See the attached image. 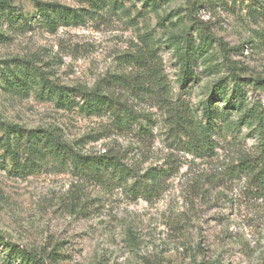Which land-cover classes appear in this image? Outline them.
Listing matches in <instances>:
<instances>
[{
    "label": "rangeland",
    "instance_id": "1",
    "mask_svg": "<svg viewBox=\"0 0 264 264\" xmlns=\"http://www.w3.org/2000/svg\"><path fill=\"white\" fill-rule=\"evenodd\" d=\"M2 1L1 238L51 264H264V197L240 172L262 161L260 133L227 99L203 116L234 79L264 112V0ZM196 28L224 51L208 47L182 86L171 44ZM95 88L130 110L128 129L80 108ZM44 131L133 171L82 179ZM7 255L0 243V264H18Z\"/></svg>",
    "mask_w": 264,
    "mask_h": 264
},
{
    "label": "trees",
    "instance_id": "2",
    "mask_svg": "<svg viewBox=\"0 0 264 264\" xmlns=\"http://www.w3.org/2000/svg\"><path fill=\"white\" fill-rule=\"evenodd\" d=\"M169 2L171 0H162ZM191 10H197L203 7L205 3L211 0H188ZM0 3L4 4L2 0ZM48 17V16H46ZM196 39L186 33L184 36L175 39L172 42V47L175 51L177 62L180 65L181 77L180 82L183 86L188 79H193L194 67L203 52L214 44H218L223 48L224 44L215 39L211 34L205 33L200 28L195 29ZM226 58V57H225ZM32 70L37 73L36 68ZM231 86V90L226 95V87ZM160 88H164L163 85ZM22 91V89H20ZM60 94L67 96L62 88L59 89ZM20 91V92H21ZM165 93V92H164ZM78 96L81 100L80 108L87 113H105L111 116L114 124L120 129H128L134 121L130 110L125 105H119L108 95L101 92L99 88L91 91L78 90ZM210 98L204 103L203 116L206 119V125H212L216 120L220 119L218 108L213 106L212 101L218 99H227L225 109L244 110L243 120H247V124H255L260 133L259 146L262 152V161L255 164L241 162L244 168H240L242 174L251 177L257 189L264 197V112L260 105L254 104L251 107L245 105V92L242 83L234 79L231 83H226L224 80L218 82L210 92ZM28 140L36 138V135L30 131L26 135ZM43 138L50 150L59 157L63 162L68 163L76 176L82 179L97 178L100 172H111L119 177H126L132 173V169L128 168L117 154H102V155H84L73 150L69 145L63 142L59 136L53 132L44 131ZM165 173V172H164ZM134 177V176H133ZM0 243L6 247L7 257L18 264H51L48 261L54 260L50 255H42L36 251H28L19 249L16 245L5 242L0 236Z\"/></svg>",
    "mask_w": 264,
    "mask_h": 264
}]
</instances>
